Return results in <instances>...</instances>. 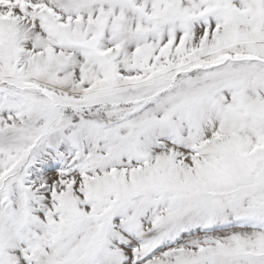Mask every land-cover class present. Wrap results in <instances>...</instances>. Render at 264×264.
I'll return each mask as SVG.
<instances>
[{
	"label": "snow or ice",
	"instance_id": "snow-or-ice-1",
	"mask_svg": "<svg viewBox=\"0 0 264 264\" xmlns=\"http://www.w3.org/2000/svg\"><path fill=\"white\" fill-rule=\"evenodd\" d=\"M0 264H264V0H0Z\"/></svg>",
	"mask_w": 264,
	"mask_h": 264
}]
</instances>
